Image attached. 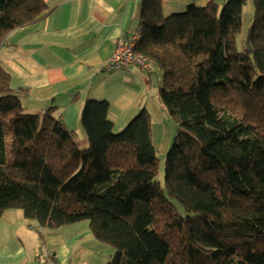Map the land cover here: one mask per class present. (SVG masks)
Returning <instances> with one entry per match:
<instances>
[{"label":"trees","instance_id":"16d2710c","mask_svg":"<svg viewBox=\"0 0 264 264\" xmlns=\"http://www.w3.org/2000/svg\"><path fill=\"white\" fill-rule=\"evenodd\" d=\"M247 3L165 15L163 0H141L135 52L161 73L175 129L166 192L146 109L116 133L109 102L87 101L83 145L54 105L30 111L29 90L0 65V222L13 210L42 229L88 222L116 250L107 264H264V0H252L239 52ZM51 12L45 0H0V42Z\"/></svg>","mask_w":264,"mask_h":264},{"label":"crops","instance_id":"0c3cea01","mask_svg":"<svg viewBox=\"0 0 264 264\" xmlns=\"http://www.w3.org/2000/svg\"><path fill=\"white\" fill-rule=\"evenodd\" d=\"M213 1L221 5L227 0H163V13H182L190 4L205 6ZM45 2L52 9L47 18L14 30L0 42V65L11 76L13 87L30 92L24 98L25 106L43 115L54 105L83 145L87 135L80 119L87 101H108L115 127H122L146 109L151 115L155 149L164 150L172 127L158 102L161 73L154 65L150 71L138 65L126 71L105 68L117 44L141 27V0ZM27 223L16 210L3 216L0 264H38L36 247L53 253L59 264H103V257L108 259V247L98 243L89 223L58 229ZM31 241L40 244L29 249ZM101 246V256L95 255L94 249Z\"/></svg>","mask_w":264,"mask_h":264},{"label":"rangeland","instance_id":"374dc122","mask_svg":"<svg viewBox=\"0 0 264 264\" xmlns=\"http://www.w3.org/2000/svg\"><path fill=\"white\" fill-rule=\"evenodd\" d=\"M249 1V0H248ZM224 3H222L221 5H223ZM244 17H243V29H242V32L237 35L236 37V48L237 50L240 52L244 49V41H245V38H246V35H247V32H248V28L250 27V24H251V17H252V4H251V1L248 5L245 6L244 8ZM168 118V117H167ZM169 120V119H168ZM131 122V121H130ZM125 123L122 127H118V126H114V131L116 133H120L122 132L125 127L130 123ZM169 123L172 127V137H171V140L169 142V144L167 145V147L163 150L162 148H158V151L157 152V158H158V169H157V175H156V181L157 183H159L161 185V187L164 189L165 191V184H164V181H165V164H166V157H167V154H168V151L171 147V143H172V140H173V137H174V134H175V129H174V125L171 123V121L169 120ZM166 192V191H165ZM169 200H170V197L168 196ZM171 203L177 208V211L179 213H182L183 215L184 214H187V212L184 210L183 207L180 206V204H178L176 201H174L173 199L170 200ZM17 213L18 212H22L21 210H16ZM25 222H26V219L24 218ZM84 225L85 223L88 224V222H82ZM28 224V223H27ZM77 225L78 224H81L80 223H76ZM89 225V224H88ZM71 226V225H69ZM69 226H66V227H69ZM28 227V226H27ZM90 227V225H89ZM30 229V228H28ZM37 237V235L35 236ZM40 239V238H39ZM40 241V240H39ZM39 246L40 242H36ZM102 246L104 245V247H108V250L105 251V253L107 254V257H103V264H107L112 258L113 256L115 255L116 253V250L113 246L107 244V243H103V242H99ZM37 244H35L33 241H31L27 246L29 247V249H33ZM102 246L99 247L98 249H94V254L95 255H98V256H101L102 254ZM45 249V248H44ZM44 249L41 251V247H39V249L36 247L35 250H36V254H38L39 256L44 252ZM49 253L51 255H54L53 253L49 252L48 250L45 249V253Z\"/></svg>","mask_w":264,"mask_h":264},{"label":"built area","instance_id":"2783aa9c","mask_svg":"<svg viewBox=\"0 0 264 264\" xmlns=\"http://www.w3.org/2000/svg\"><path fill=\"white\" fill-rule=\"evenodd\" d=\"M142 36L141 29L135 30L129 37L123 42L117 44L111 58L106 63V70L118 71L128 70L132 65H138L140 68L146 71L152 69V62L139 54H136L135 48L138 45ZM39 264H59L56 261L54 255L45 253L44 256L39 257Z\"/></svg>","mask_w":264,"mask_h":264}]
</instances>
